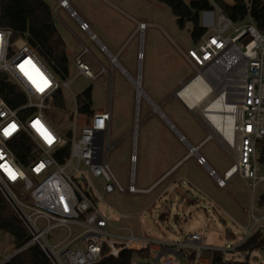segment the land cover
<instances>
[{
    "label": "built area",
    "instance_id": "built-area-1",
    "mask_svg": "<svg viewBox=\"0 0 264 264\" xmlns=\"http://www.w3.org/2000/svg\"><path fill=\"white\" fill-rule=\"evenodd\" d=\"M208 1L213 23L185 56L194 69L191 80L198 79L205 97L217 92L200 116L211 129L210 114L214 112L209 109L228 107L224 119L232 126L220 144L233 148V136L237 143L234 161L222 178L197 153V147H190L189 153L196 156V163L205 168L217 187L223 188L234 176H240L250 181L253 191L257 183L264 182V165L257 150L258 142L264 141V31L254 25L250 9L245 21L235 24ZM56 3L55 14L58 9L65 10L81 31L89 33L88 24L71 9L68 0ZM14 34V30L0 27V196L22 224L28 240L5 254L0 264H9L31 245L40 249L48 264H100L108 258L117 259L124 251L133 253L130 264H211L210 255L215 252L222 261L233 262L226 258L227 253L236 252L251 234L233 248L215 249L204 245L197 233L160 241L137 238L127 228H119L128 232L125 235L107 230L112 225L98 209V201L115 191L134 194L150 190L135 187L136 138L129 156V185L123 189L111 174L104 153L110 112L93 110L85 118L74 99L75 108L69 116L72 128H58L52 120L54 110H60L54 105L55 95L68 88L69 81L48 67L28 43L27 35ZM85 53L74 58L75 67L79 74L94 79L81 61ZM80 120L82 124L76 127ZM36 121L51 133L52 143L33 126ZM11 125L15 130L5 136L4 130ZM179 138L185 140L181 135ZM9 168L16 173L15 179L10 178ZM72 226L80 231L74 237ZM60 227L68 230L67 236L52 244L49 233ZM75 243L78 246L71 247Z\"/></svg>",
    "mask_w": 264,
    "mask_h": 264
},
{
    "label": "rangeland",
    "instance_id": "rangeland-1",
    "mask_svg": "<svg viewBox=\"0 0 264 264\" xmlns=\"http://www.w3.org/2000/svg\"><path fill=\"white\" fill-rule=\"evenodd\" d=\"M43 1L52 11L53 20L72 52L68 77L65 78L69 87L61 90L64 107L53 112L52 120L58 128L62 131L72 128L69 116L75 108L74 99L76 101L85 89L91 87L92 110H106L111 116L107 144H104L107 166L119 185L126 189L132 140L136 138L135 187L142 190L149 185L150 179H155L154 174H150L154 158L165 160L166 170L187 152L178 141L179 136L177 138L176 134L164 128L167 125L155 106L173 124L178 135L194 148L197 146V153L222 178L223 171L233 163L230 156L235 155V150L225 145L226 154L217 143H220V134L211 130L200 116L217 92L198 101V107L191 111L177 97L170 96L171 89L173 94L176 93L194 74V69L183 58V54L193 47L191 24H186L184 29L179 28L170 9L156 0H68L80 18H88L91 32L115 58L117 65H112L110 57L78 31L68 12L58 9L57 18L53 12L56 0ZM205 17L212 21L214 18L210 13H201V24L207 23ZM140 24L143 25L141 30ZM82 50L86 53L81 61L96 76L94 79L79 74L75 67L74 57ZM132 81L139 84L143 95L139 94ZM81 124L80 120L76 127ZM204 139L207 140L200 145ZM236 141L235 138V145ZM190 174L197 183L188 179L189 183L185 182L184 187L190 191L195 204L185 215L177 213L179 223L175 220V204L152 200L157 190L146 196L144 193L115 191L105 196L103 201H98V209L112 225L107 230L112 234L125 235L128 232L119 228H127L137 238L160 241H176L197 233L204 245L215 249L233 248L255 232L264 238V216H261L264 215V205L259 204L264 197V182L257 183L252 192L249 180L234 176L226 187L217 189L215 181H211L212 178L200 166L193 168ZM96 184L101 190V182L97 180ZM150 201L152 203L148 206ZM227 203L241 210V225H247L246 228L232 221ZM162 214L164 219L161 220ZM71 229L73 237L80 232L74 226ZM67 231L63 227L57 228L49 233L48 239L52 244L59 242L67 236ZM75 246L78 243L71 247ZM14 249L12 239L1 235L0 260ZM226 258L238 263L264 264V248L248 254L231 251Z\"/></svg>",
    "mask_w": 264,
    "mask_h": 264
},
{
    "label": "trees",
    "instance_id": "trees-1",
    "mask_svg": "<svg viewBox=\"0 0 264 264\" xmlns=\"http://www.w3.org/2000/svg\"><path fill=\"white\" fill-rule=\"evenodd\" d=\"M168 7L175 17L179 28L184 29L191 24L190 37L195 45L208 27L200 23V14L210 12L212 7L208 0H156ZM222 12L235 24H242L250 9V17L260 31H264V0H233L234 6L228 7L221 0H212ZM0 27L14 30L15 37L27 35L28 43L35 48L37 54L62 80L68 77L69 58L66 54V44L53 21L52 11L43 0H0ZM7 99V98H6ZM8 103H13L7 99ZM54 105L63 109L62 92L55 95ZM76 105L82 116H91V87L85 89L77 98ZM66 135H69L66 132ZM68 147V146H67ZM261 164L264 165V141L258 142ZM19 157H21L18 154ZM264 205V197L259 200ZM7 235L12 239L14 248H18L28 240V235L22 224L5 204L0 196V236ZM264 248V238L259 232L248 236L236 251L248 254L253 250ZM133 253L124 251L117 259L108 258L100 264H130ZM211 264H247L224 262L218 252L212 253ZM9 264H48L40 249L31 245L14 257Z\"/></svg>",
    "mask_w": 264,
    "mask_h": 264
},
{
    "label": "crops",
    "instance_id": "crops-1",
    "mask_svg": "<svg viewBox=\"0 0 264 264\" xmlns=\"http://www.w3.org/2000/svg\"><path fill=\"white\" fill-rule=\"evenodd\" d=\"M186 3L189 2L187 0H184ZM58 11V10H57ZM205 13H208V12H205ZM57 15V13H56ZM57 18L58 15H57ZM70 18V17H69ZM74 23L75 25L77 26V29L80 33L84 34L88 39L89 41H91L92 44H94L96 47H98L101 51L105 52L109 57H110V61L112 63V65H117V62L115 61V58L110 56V54L107 52L106 48L104 47V45L102 44V42L98 39V37H96L90 30V24L89 22L86 20L88 19L87 17H82L80 18L81 20H83L84 22H86L88 24V27H89V33H86V32H83L81 31L79 28H78V25H77V22L70 18ZM205 20L207 21L206 24H201L202 26H207L208 28L212 25V20L211 19H207L205 17ZM54 21V20H53ZM205 22V21H204ZM55 23V21H54ZM55 26L58 30V32L60 33L61 37L63 38L62 36V33H61V30L58 28L57 24L55 23ZM66 27V26H65ZM68 30H70L68 27H66ZM74 35V34H73ZM75 37V36H74ZM93 37V39L91 38ZM64 40V38H63ZM65 42V41H64ZM66 44V43H65ZM71 46V45H70ZM71 48H68L67 45H66V54L68 56V58L70 59V56H71ZM86 51V50H84ZM83 52L80 51V53H77L75 55V57L79 56L81 53ZM75 54V53H74ZM84 55V54H83ZM74 57V58H75ZM183 58H184V61L189 64L192 68L193 66L191 65V63L189 62V60L187 59V57L185 56V53L183 54ZM113 61V62H112ZM132 78H129V80H131ZM178 83H180V81H178ZM139 85V84H138ZM140 87V86H139ZM174 89V88H173ZM141 91V89H140ZM173 90L171 89L170 91V96L173 97ZM205 89L203 88L202 92L200 93L199 96H204L205 95ZM181 102V101H180ZM182 103V102H181ZM180 103V104H181ZM183 104V103H182ZM153 106V105H152ZM155 107V106H153ZM184 107L188 109V111L191 109H189L186 104H184ZM157 108V107H155ZM187 109H184L187 111ZM158 114L163 118V120L165 121L166 123V130L169 131V132H172L174 134H176L177 138H178V131L174 128L173 124H171L164 116H162L161 112L158 110ZM189 113V112H188ZM161 130V129H160ZM212 130V129H211ZM207 139H204L200 145H202ZM178 141L180 143L183 144V147L185 149H187V152L182 155L179 159H175V161H173V163L170 164V166L165 170V160L161 159V158H154L153 159V164L152 166H150V174H154V178L155 179H150L149 181V185L147 187H145L144 189L142 190H148L150 188V190L148 192H145L143 195L146 196V195H151L154 193L155 190H157L154 194H153V198L152 200H156V201H159V202H162L164 201L166 204L168 203V201L170 202V204H175L176 205V216H175V220L179 223L180 220H177L178 217H177V213L178 212H181L183 215H185L186 213L189 212V208L192 207L194 204H195V201L193 200L192 198V195L190 193L189 190H187L185 187H184V183H189L188 182V179L190 180H193L192 179V176H190V171H192L193 168L195 167H199V165L196 163V159L194 158V160L192 159L194 157L193 154H190L189 153V149L190 147H193L191 146V144H189L186 140L184 141H180V139H178ZM217 142V141H216ZM218 145H220V147L225 151L226 153V150H225V145L222 146L219 142H217ZM181 144V145H182ZM200 145H198L200 147ZM197 147V146H195ZM198 147V148H199ZM227 154V153H226ZM234 157L235 155H232L230 156V158L232 159V161H234ZM191 159H192V162H191ZM203 171L206 173V175L209 177L207 171L205 170V168H203L202 166H200ZM192 168V169H191ZM164 169V170H163ZM228 169V168H227ZM225 169L223 171V174L226 172ZM163 170V171H162ZM151 176V175H150ZM240 177V176H239ZM211 178V177H209ZM241 178V177H240ZM243 179V178H242ZM245 180V179H243ZM194 182H196L195 180H193ZM211 181L214 182V180L212 179ZM230 181V180H229ZM228 181V182H229ZM227 182V183H228ZM197 183V182H196ZM227 185V184H226ZM154 186V187H153ZM226 187V186H225ZM224 188V187H223ZM203 189H206V187H203ZM217 189H222V188H217ZM207 190V189H206ZM153 191V192H152ZM254 191V190H253ZM252 191V192H253ZM219 192V191H218ZM235 203H237V200L235 199L234 201ZM151 201L150 203L148 204L151 205ZM162 204V203H161ZM226 204V202H225ZM228 208L227 211L229 213V215L231 216L232 221L239 224L240 226H243L242 228H246L247 225H241L243 224L242 223V220L240 219L239 217V212H241V210L239 208H236L237 206H230V204H228ZM163 206V205H162ZM120 216H123L120 214ZM261 216H264V215H261ZM260 216V218H261ZM160 219H164V215L162 214L160 216ZM248 221V220H247ZM247 224V223H246Z\"/></svg>",
    "mask_w": 264,
    "mask_h": 264
},
{
    "label": "bare ground",
    "instance_id": "bare-ground-1",
    "mask_svg": "<svg viewBox=\"0 0 264 264\" xmlns=\"http://www.w3.org/2000/svg\"><path fill=\"white\" fill-rule=\"evenodd\" d=\"M133 85L135 86V88L138 90L140 95H143L142 92L140 91V87L138 85V83H136L135 81H132ZM202 88H200L198 79H192L188 82L187 85H185L184 87H181L177 92L178 93V97L179 99L186 104V106L193 110L196 109L199 105L200 100H203V98H205L206 94L204 96H199L200 93L202 92ZM197 98V99H196ZM198 102V103H197ZM224 105V104H222ZM155 108V107H154ZM225 108H228L226 106H221V109H213V106L211 107V109H209V112H214L211 113L210 117L212 118V122L213 125L211 127L212 130L216 131L217 133L220 134L221 139L220 141L224 140V134H226V136L228 135V133H230V131L228 129H231L232 123L228 120L224 119V115L225 113H227V110ZM155 110L158 112V108H155ZM159 113V112H158ZM235 136H233V139L231 140L232 144H233V148L230 149H234L235 147ZM230 142V140H229Z\"/></svg>",
    "mask_w": 264,
    "mask_h": 264
},
{
    "label": "snow or ice",
    "instance_id": "snow-or-ice-1",
    "mask_svg": "<svg viewBox=\"0 0 264 264\" xmlns=\"http://www.w3.org/2000/svg\"><path fill=\"white\" fill-rule=\"evenodd\" d=\"M34 127H37V130L40 131L41 135L46 139L48 143H52L53 137L51 133L48 132L46 128L42 124H40L39 121H36L33 125ZM16 128L15 125H11L9 129L4 130V135L8 136L11 134L12 131H14ZM8 174L10 178L15 179L16 178V173L12 169H8Z\"/></svg>",
    "mask_w": 264,
    "mask_h": 264
},
{
    "label": "water",
    "instance_id": "water-1",
    "mask_svg": "<svg viewBox=\"0 0 264 264\" xmlns=\"http://www.w3.org/2000/svg\"><path fill=\"white\" fill-rule=\"evenodd\" d=\"M221 1H222V3H223L224 5H226V6H228V7H233V6H234V2H233V0H221ZM190 80H191V79H190ZM190 80H189V81H190ZM189 81H188V82H189ZM188 82H186L185 84H183L181 87H184L185 85H187ZM181 87H180V88H181ZM180 88H179V89H180ZM179 89H178V90H179ZM178 90H177V91H178ZM177 91H176V93L173 94V96H174V97H177V98L179 99V97H178V93H179V92H177ZM179 100H180V99H179ZM180 101H181V100H180ZM181 102H182V101H181ZM182 103H183V102H182ZM183 104H184V103H183Z\"/></svg>",
    "mask_w": 264,
    "mask_h": 264
}]
</instances>
